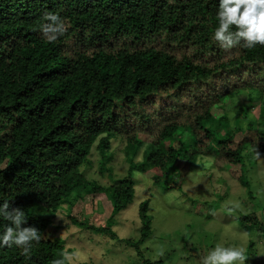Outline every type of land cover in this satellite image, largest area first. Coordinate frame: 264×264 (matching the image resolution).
Here are the masks:
<instances>
[{
    "label": "trees",
    "instance_id": "trees-1",
    "mask_svg": "<svg viewBox=\"0 0 264 264\" xmlns=\"http://www.w3.org/2000/svg\"><path fill=\"white\" fill-rule=\"evenodd\" d=\"M218 6L219 0H0V204L22 209L21 227L41 234L27 255L15 245L0 248V264H73L65 240L51 231L53 219L35 214L37 207H67L74 225L119 239L112 218L135 198V172L142 182L149 176L164 190L182 191L187 169L209 161L211 175L228 173L254 198L248 167L264 160V45L221 47L213 38ZM50 12L65 28L51 42L41 27ZM119 138L131 164L105 187L82 167L96 147L104 171ZM175 170L179 177L168 178ZM103 191L112 213L96 225L79 211L86 196ZM139 216V240L128 243L145 264H164L140 249L152 233L149 198ZM239 219L264 236L256 212ZM8 224L0 218V231Z\"/></svg>",
    "mask_w": 264,
    "mask_h": 264
},
{
    "label": "rangeland",
    "instance_id": "rangeland-1",
    "mask_svg": "<svg viewBox=\"0 0 264 264\" xmlns=\"http://www.w3.org/2000/svg\"><path fill=\"white\" fill-rule=\"evenodd\" d=\"M255 103L259 109V100ZM227 113L233 115L232 110ZM143 139L148 140L145 136ZM123 147L121 139L113 140L106 164L109 169L106 167L103 172L100 170L103 160L94 147L90 163L82 167L88 178L106 187L127 175L131 163L125 158ZM136 160L142 161V155ZM211 169L209 161L196 167L192 165L187 169L182 191L164 190L162 185L149 181V176L142 182V173L135 172L140 181L136 196L112 218L113 229L119 237L116 240L74 225L67 207L56 213L37 207L34 213L53 219L51 231L65 240L66 255L73 264H145L131 243L139 240L142 227L139 209L146 198L150 199L154 221L150 237L140 247L145 259H162L164 264H202L210 250L221 246L243 248L248 255L246 264H264V236L256 229H244L239 219L250 212L264 219V160L258 158L256 163H249L254 198L228 173L216 170L212 176ZM179 175V170H175L168 178L176 180ZM146 183L152 184V188L148 190ZM112 208L110 193L103 191L95 197L86 196L79 213L90 222L103 225ZM128 239L132 242L128 243Z\"/></svg>",
    "mask_w": 264,
    "mask_h": 264
},
{
    "label": "clouds",
    "instance_id": "clouds-1",
    "mask_svg": "<svg viewBox=\"0 0 264 264\" xmlns=\"http://www.w3.org/2000/svg\"><path fill=\"white\" fill-rule=\"evenodd\" d=\"M218 27L213 38L220 46L230 49L243 41V47L264 45V0H219ZM42 33L51 42L63 35L65 28L58 14L47 13ZM235 26V30H232ZM7 201L0 204V218L8 221L0 231V248L15 245L22 254H29L33 242L39 243L40 231L36 227H21L26 215L20 208H12ZM248 255L243 248L217 246L203 258L202 264H246ZM57 264L62 262L57 261Z\"/></svg>",
    "mask_w": 264,
    "mask_h": 264
}]
</instances>
